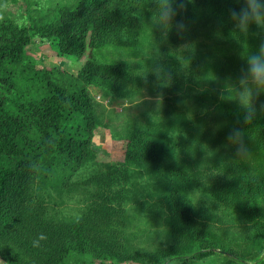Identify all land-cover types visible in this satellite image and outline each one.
I'll use <instances>...</instances> for the list:
<instances>
[{"label":"trees","instance_id":"1","mask_svg":"<svg viewBox=\"0 0 264 264\" xmlns=\"http://www.w3.org/2000/svg\"><path fill=\"white\" fill-rule=\"evenodd\" d=\"M196 3L193 0L187 12L204 8ZM153 8L152 0H74L57 9L34 30L57 57L82 62L74 74L35 64L25 54L34 32L0 20V260L4 263L61 264L76 253L92 256L98 260L95 264L135 262L141 257L152 258L153 264H195L213 254L246 264L242 254L236 256L195 218L199 212L188 196L193 190L236 210L247 223L250 238L264 234V112L249 125L237 123L243 114L232 99L202 101L197 118L180 122L179 138L164 128L129 126L116 141L122 160L119 175L129 167L150 170L147 189L153 192L148 196L164 208L171 242L166 250L132 253L116 242L108 224L101 222L106 210L101 208L106 200L102 194L94 196L93 207L98 210L91 208L86 218L69 223L49 220L31 196L35 180L43 186L63 182L94 158L91 138L99 123L87 89L102 87L116 94L133 79L119 64L97 62L93 50L117 41L150 17ZM229 25L223 27L229 52L216 55L210 68L214 80H229L219 87L228 88L234 98L231 81L241 68L235 66V58L244 59L264 37L253 35L252 28L242 35ZM233 127L244 130L249 154L243 158L225 140ZM94 182L102 185L101 179Z\"/></svg>","mask_w":264,"mask_h":264},{"label":"rangeland","instance_id":"2","mask_svg":"<svg viewBox=\"0 0 264 264\" xmlns=\"http://www.w3.org/2000/svg\"><path fill=\"white\" fill-rule=\"evenodd\" d=\"M72 3L74 0H0V20L7 19L24 26L27 32H34L29 36L25 54L35 64L74 74L82 62L72 57H57L49 42L41 39L34 30L45 24L57 9ZM200 3L204 5L200 12L185 13L189 31L183 37L175 31L164 36L152 25L151 14L117 41L94 48L93 56L97 62L121 65L133 82L116 94L102 87L87 89L99 123L91 138L94 158L63 182L43 186L35 180L31 186V196L36 203L40 202L49 220L69 223L86 218L91 208L98 210L93 207L96 204L94 196L102 194L106 200L102 201L101 208L106 210L101 222L108 224L107 230L113 239L127 251L156 254L169 248L171 242L165 226L164 208L148 196L153 192L147 189L150 170L129 167L124 175H119L121 169L118 166L122 160L117 156L115 144L129 126L164 128L169 136L179 138L180 122L197 118L202 112L198 110L202 101L209 104L232 98L228 88L219 87V84H229V80H214L210 66L216 55L229 52L223 27H230L228 10L241 5L224 0H197L196 4ZM251 28V33L258 32L254 25ZM260 37H264V33ZM235 60V66L242 67L244 59L237 56ZM156 63H162L171 72V79L152 74ZM222 150H225L224 146ZM95 178L101 179L102 185H96ZM109 178L111 181L103 183ZM188 196L199 212V217L195 218H199L202 226H207L209 233L218 241L222 240L236 256L241 258L242 254L246 264H264V234L250 238L249 227L236 210L212 196L198 190L189 191ZM251 256H255L252 257L254 260ZM152 261V258L141 257L135 262L121 264H153ZM97 262L88 254L70 253L61 264ZM104 263L117 264L113 261ZM0 264L6 263L0 260ZM195 264L238 263L236 259L213 254Z\"/></svg>","mask_w":264,"mask_h":264},{"label":"clouds","instance_id":"3","mask_svg":"<svg viewBox=\"0 0 264 264\" xmlns=\"http://www.w3.org/2000/svg\"><path fill=\"white\" fill-rule=\"evenodd\" d=\"M193 0H152L151 23L167 36L170 31H175L183 37L189 31V23L184 15ZM239 8H230L228 18L233 29L247 36L254 25L258 30L254 35L264 33V0H236ZM152 74L157 78L167 77L171 79V72L162 64L156 63L152 68ZM235 97L232 99L242 112V120L237 123L251 124L257 117L258 112H264V39L255 51H250L244 57V64L239 70L233 85ZM228 144L235 146L236 155L245 157L249 154L244 140L242 127H233L225 137Z\"/></svg>","mask_w":264,"mask_h":264}]
</instances>
